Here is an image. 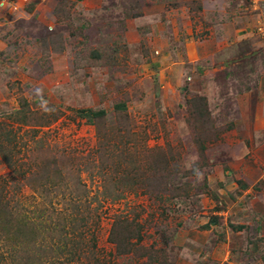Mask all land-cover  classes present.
Masks as SVG:
<instances>
[{"label":"rangeland","instance_id":"obj_1","mask_svg":"<svg viewBox=\"0 0 264 264\" xmlns=\"http://www.w3.org/2000/svg\"><path fill=\"white\" fill-rule=\"evenodd\" d=\"M262 84L264 0H0V264H264Z\"/></svg>","mask_w":264,"mask_h":264},{"label":"trees","instance_id":"obj_2","mask_svg":"<svg viewBox=\"0 0 264 264\" xmlns=\"http://www.w3.org/2000/svg\"><path fill=\"white\" fill-rule=\"evenodd\" d=\"M81 112V114L84 116V117H87V118H89V119H91L92 120V118H98V117H100V116H102L104 113L103 112H93V111H90V110H83V111H80ZM75 212H76V208H75ZM37 213V215H38V213H39V207H37L36 209H35V212H34V214H36ZM37 215H33V216H37ZM52 216H53V214H52ZM33 218H31L30 219V221H29V226H31L32 227V235H27V234H25L24 235V237L26 238V240H27V243L28 244H31L32 246H41V245H39V244H42V242H43V239H41V237H40V235H41V230H36V228H38L39 226H37L36 228H33V226H34V224H33V222H36V221H33L32 220ZM75 218L74 219H70V226H71V230L73 231V235H75ZM58 221H60V220H58ZM59 228H57V223L55 222V224H54V229H52V232L54 233L55 232V230H58ZM64 229H65V227H62L60 230H59V232L60 231H63V233L62 234H64ZM42 230L44 231V228L42 227ZM73 241H70L69 243H72ZM63 243V246H61V245H55V246H58V247H61L62 249H65V248H67V242H62ZM65 247V248H64Z\"/></svg>","mask_w":264,"mask_h":264},{"label":"crops","instance_id":"obj_3","mask_svg":"<svg viewBox=\"0 0 264 264\" xmlns=\"http://www.w3.org/2000/svg\"><path fill=\"white\" fill-rule=\"evenodd\" d=\"M263 86H264V84H262V85H260V87L262 88V89H259V92L258 93H255L256 94V96H255V99H254V106L256 107V109H260V108H262V106H264V99L263 100H261V98H259V97H261V96H263V93H264V88H263ZM251 97H253L254 96V94H251L250 95ZM262 105V106H261Z\"/></svg>","mask_w":264,"mask_h":264}]
</instances>
